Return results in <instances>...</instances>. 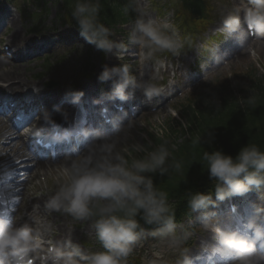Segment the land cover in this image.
<instances>
[{
  "label": "clouds",
  "instance_id": "clouds-1",
  "mask_svg": "<svg viewBox=\"0 0 264 264\" xmlns=\"http://www.w3.org/2000/svg\"><path fill=\"white\" fill-rule=\"evenodd\" d=\"M250 3L254 7L249 8L241 4L223 18L222 23L230 33L239 28L241 12L248 29L264 32V0H250ZM98 11L99 6L95 4L76 5L72 15L77 21L80 35L88 44L105 54L112 53L113 49L124 50L125 45L110 40L109 29L97 22ZM169 31L170 26L167 24L137 19L134 32L139 35L134 36L132 42L140 49L147 50L143 53L146 58L160 50H167L176 55L183 48V42L175 31H171V34ZM113 77L118 79L108 96L110 100L125 102L138 88H143L146 97H151L159 91L152 84L146 86L137 84L129 75L127 64L112 68L105 65L98 76V81L104 83ZM71 95V102L75 104L79 102L83 93L73 92ZM90 134L93 139L99 138V133L88 131L81 133L84 137ZM64 138H67V133L64 134ZM113 147L112 144L102 145L100 150L104 155L95 162L91 154L73 161L71 166L61 173L65 182L59 185L47 202L48 208L62 210L76 219L96 217L97 239L104 251L83 257L87 264H127V257L133 252V245L143 231L135 219L141 211L143 212L141 218L146 223L163 226L160 231L152 232V236L164 232L172 234L176 228L167 193L154 188L151 178L143 175L157 170L163 173L167 170L163 167L169 155L167 149L161 145L157 150L148 153L144 159H132L129 163V160L119 153L113 156ZM135 150L143 149L137 146ZM203 160L207 165L209 179L216 181L214 193L216 201L243 195L249 192L252 186H264V153L255 145L243 148L235 159L221 151H213L204 152ZM175 167L179 169L181 165L176 164ZM188 203L194 212L207 209L214 206L213 194L196 193ZM202 226L218 237V246L213 249L215 252L233 256L238 264H261L264 260V256L257 254L256 248L257 243L264 240V228L249 221L244 228L251 230L250 236L240 231H223L215 225L210 215L204 217ZM31 233L32 229L26 224L13 227L7 219L0 218V264H9L3 259L9 249L12 250V255L17 257L15 264H22L23 254L28 251L33 240ZM190 236L191 233L186 232L181 237H175L174 246L178 247ZM260 247L264 248V243H261ZM79 254V247L73 246L71 252L64 254L65 264H77L73 257ZM148 264L157 262L150 260ZM183 264H190V260L185 257Z\"/></svg>",
  "mask_w": 264,
  "mask_h": 264
},
{
  "label": "rangeland",
  "instance_id": "rangeland-1",
  "mask_svg": "<svg viewBox=\"0 0 264 264\" xmlns=\"http://www.w3.org/2000/svg\"><path fill=\"white\" fill-rule=\"evenodd\" d=\"M216 1V0H214ZM238 2V0H236ZM235 2V1H234ZM214 5H216V10L219 12V16L223 17L227 14L228 12V8L227 9H223L224 8V4H217L215 3ZM218 22V21H217ZM215 24V23H213ZM254 47L252 49H250V47ZM249 51V55L248 54H243V60H237L234 62V66H236V69L233 70L232 72H227L225 75L226 77H229L230 79L228 80L229 84L232 85V77L231 75L234 72H244L246 71L248 68V66L253 63L254 57L255 55H257V58L259 59V62L257 63V67L259 66V64H261L264 67V43H256L255 45L252 44L249 46V48H247ZM254 53V54H253ZM83 54V55H82ZM91 56L89 57H84V53L80 52V54H74V53H69L68 55V62H72L71 67H68V65L63 66L62 68L60 67V69L58 70V76L59 78H56V74L53 72L56 69H53V71L50 73V80L51 82L55 83L56 85L59 86H67L69 83L72 84V82L74 81V79H76L75 74L79 73V71L82 69L84 70V66H83V61L85 60L86 62H88L89 64H93L94 66L97 64V56L95 53H91ZM256 58V59H257ZM49 60L48 63H54L55 61H59L58 58L52 57V58H47ZM241 59V58H240ZM256 61V60H255ZM43 65L44 63H41L40 61H36L35 65L32 66V64H29V69H26V71L20 70V73L23 74L24 72V76H26V74L30 75V74H38V73H42L43 71ZM32 66V67H31ZM59 66V65H58ZM57 66V67H58ZM250 67V66H249ZM66 69H70L68 72L65 71ZM251 69V67H250ZM49 75V74H48ZM55 75V77L53 76ZM75 76V77H74ZM86 81L83 78H79L77 79V87H80V85L84 84ZM61 83V84H59ZM234 87V85H233ZM206 91V89L202 90L200 93H204ZM172 107L169 108L167 110V115L164 116L165 114H160L154 117H149L147 118L146 116H142L141 118L138 119V121L130 124L128 127H126V130H131V134H127L126 135V139L124 141H131V144L128 148H133L135 147L138 143H140L141 141H144L143 138L146 137V133L145 131L151 133V131L153 129H156L158 127H160V125L166 120L169 119V115L170 113H172L171 111ZM128 135H132L135 136V138L133 137H129ZM121 141L117 146V147H123V142ZM146 141H144L145 143ZM141 145V144H140ZM113 156L115 155V153L112 154ZM145 158V157H144ZM143 158V159H144ZM131 163V162H130ZM155 253L154 255L157 257V259H153L151 256V253H148L147 257L144 258H140L139 255L134 256V258H139L140 262L139 264H148V261L150 260H155L157 262V264H170L169 261H171V259H175V253H173V250L170 249V247H167L166 249L164 247H153L152 248ZM157 253H159V255H156ZM138 256V257H137ZM174 257V258H172Z\"/></svg>",
  "mask_w": 264,
  "mask_h": 264
},
{
  "label": "trees",
  "instance_id": "trees-1",
  "mask_svg": "<svg viewBox=\"0 0 264 264\" xmlns=\"http://www.w3.org/2000/svg\"><path fill=\"white\" fill-rule=\"evenodd\" d=\"M99 15H101V12ZM249 101L252 102L249 103ZM249 101L244 109L240 108L235 116L229 115L227 120H225L228 125L227 129L229 130V134H226L227 137L223 139L221 145L215 147L233 159L243 149L242 146H252L256 143L261 147L264 146V96L263 98H253ZM234 107L236 108L235 105ZM212 108L213 106H210V109ZM199 122L200 120H193L192 124ZM175 165L176 161L173 160L172 165L165 167L167 169L165 172L152 175L154 183L159 182L160 185L159 188H154L167 193L168 197H179L181 192L189 190L194 185L184 175V172L187 171V164L179 169ZM200 173H202V170L196 175L199 177ZM202 178L203 175L200 176V181Z\"/></svg>",
  "mask_w": 264,
  "mask_h": 264
},
{
  "label": "bare ground",
  "instance_id": "bare-ground-1",
  "mask_svg": "<svg viewBox=\"0 0 264 264\" xmlns=\"http://www.w3.org/2000/svg\"><path fill=\"white\" fill-rule=\"evenodd\" d=\"M11 26H14V28H16V24H12ZM224 26V25H223ZM236 34L239 35L240 37L244 36V31L241 28V26H239V28L236 30ZM10 44H15V43H19L20 42V37L18 36L17 32H14L11 37H10ZM60 43V41H57ZM54 46L52 47H47V50H51L53 49ZM8 63L6 61L0 60V81L1 82H7V83H11L9 84V86L11 87V89H15L17 87H26L28 86V82H26L25 80H22L20 78V75H18V70L14 69L13 67H8L7 66ZM5 67V68H4ZM48 96H46L45 98H47ZM55 101V98H52V102ZM76 105V103H72L71 105L68 104V110H65L61 113H57L54 114L52 116V118L54 119H58L60 120L65 114L67 115L68 111H72L74 110V106ZM12 133L9 131V129L7 127H5L4 125L0 124V160L2 161V163L6 166V168L8 169H12L14 171H23L25 170L24 168H21L23 165V158L22 156L27 157V155H24V152L22 151V146H16L15 143L17 142L16 139H12ZM72 163H68V161H63L61 163V165H63V168H68V166H71ZM15 187V186H14ZM12 186V188H14ZM11 192H13V189L11 190ZM53 195H50V197ZM49 197V199H50ZM40 203L38 201L34 202V206L35 209H40ZM46 205V204H45ZM43 211H51L52 209L48 208L46 205V208L43 209V207L40 209ZM36 214H29V218H31L32 216H34ZM28 218V219H29ZM44 220L47 221L48 220V216L44 217ZM69 221V220H68ZM68 222L65 219H60L58 218L55 221H52L48 227L49 229V234L51 235V233H58L60 235L66 234L69 232L68 229ZM34 230L37 231V233H39V237L44 238L45 240L50 239L51 237H49V234L45 233L42 228H37L35 227ZM73 237H77V235L75 234V232H73L71 234V236L68 238V240L73 241L74 238ZM53 240L58 243L60 240H58V238H53ZM57 249H59V247H55ZM262 264V263H261Z\"/></svg>",
  "mask_w": 264,
  "mask_h": 264
}]
</instances>
